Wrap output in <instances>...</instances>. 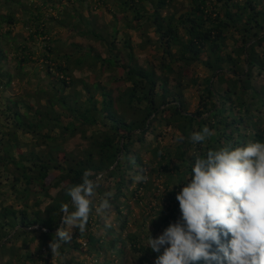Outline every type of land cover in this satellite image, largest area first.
I'll return each mask as SVG.
<instances>
[{"label":"trees","instance_id":"16d2710c","mask_svg":"<svg viewBox=\"0 0 264 264\" xmlns=\"http://www.w3.org/2000/svg\"><path fill=\"white\" fill-rule=\"evenodd\" d=\"M69 1L71 7L63 5L62 16L51 20L81 37L93 38L105 47L106 55H95L89 47L76 43L71 44L70 52L62 53L59 40H45V67L36 89L21 88L22 93L13 98H0V187L5 177L15 194L11 205L0 206V264H52L55 256L61 264H154L158 254L145 241L151 235L158 237L180 218L176 195L190 175L194 154L206 155L225 145L264 142V77L260 78L264 74V6L262 0H184L187 6L181 8L175 0ZM93 1L101 6L112 3L110 32L103 27L98 30L92 16L85 15L83 7L90 12ZM47 4L45 0L43 5ZM23 5L21 0H0L3 93L16 80L31 81L37 69L26 70L38 62L30 44L10 38L19 21L16 7ZM42 9L37 6L30 12L29 20L34 22L30 29L35 28L30 41L51 33ZM120 22L125 24L123 28L141 33L145 45L157 47L161 53L157 66L136 59L130 37L120 47L116 42ZM4 26L10 29L3 32ZM150 29L157 40L147 36ZM7 47L15 53L13 68L9 67ZM194 65H201L207 75L189 77L186 69ZM81 66L88 67L96 79L110 73L114 89L74 79ZM257 73L259 81H255ZM186 77L187 86L202 88L194 113L188 112L183 96ZM121 85L124 87L119 89ZM204 126L213 135L193 143L192 133ZM163 127L179 131L174 149L159 140ZM27 135L31 136L29 142ZM149 135H153L150 141ZM76 138L80 140L73 149L65 148ZM147 154L150 172L144 169ZM86 170L93 178L103 177L93 204L114 191L110 201L117 217L115 224L106 227L93 208L83 233L78 228L69 231L70 226L62 225L61 205H70L67 190L82 182ZM137 171L148 179L137 182L130 191L128 185L136 182L131 173L136 176ZM153 172L165 179L160 195L151 194ZM112 179L113 186L106 187V180ZM139 189L147 195L145 199L152 196L158 201L151 207L158 217H144L145 223L151 222L149 232L125 233L131 212L122 198L133 199ZM145 199L139 196L138 201ZM46 200L50 203L43 209ZM59 228L70 236L68 241L57 240ZM20 240L24 244L18 248ZM53 241L57 244L54 253Z\"/></svg>","mask_w":264,"mask_h":264},{"label":"clouds","instance_id":"9594fccd","mask_svg":"<svg viewBox=\"0 0 264 264\" xmlns=\"http://www.w3.org/2000/svg\"><path fill=\"white\" fill-rule=\"evenodd\" d=\"M212 135L204 126L192 133L191 140L200 144ZM102 179L86 170L82 182L67 190L70 205H61L62 225L83 233L93 208L98 214L111 210L110 192L93 204ZM147 179L143 174L134 177L137 182ZM176 199L180 218L158 237H150L148 248L158 254L154 264L201 260L206 264H264V142L194 154L190 175ZM103 218L110 227V218ZM56 237L64 242L70 239L61 228ZM50 247L54 253L56 242Z\"/></svg>","mask_w":264,"mask_h":264},{"label":"rangeland","instance_id":"374dc122","mask_svg":"<svg viewBox=\"0 0 264 264\" xmlns=\"http://www.w3.org/2000/svg\"><path fill=\"white\" fill-rule=\"evenodd\" d=\"M24 5L22 6H17L16 7V17L19 20L18 23L12 28L11 31V35L10 38L15 40L17 39L18 43L19 42H26L30 44V48L32 49L33 52H35V56L34 59H36L38 62H36L35 64H29L26 67L27 72L31 73L32 70L34 68L36 69V73L32 76V80L29 82H24L21 83L19 81H15L13 83V85L11 87L6 88V91H4V93L2 92L3 89L2 86L0 85V98L3 96L5 98H13L16 94L22 93V89L21 88H28L31 90H35L37 87V81H39V75H41L43 69H44V57L43 55L46 54L45 52V40H52V41H57L59 40V47L62 48V53L64 52H70L71 51V44L72 43H76V44H82L84 45L86 48H90L93 53L95 55H101L103 57H105L106 55V49L105 47L101 46L98 42L94 41L93 38H86V37H81L79 36L76 32H71L68 29H64L61 28L59 25H57L56 23H54L51 18L52 17H61L62 14H60L63 5L64 6H69L71 7L70 1L69 0H47L48 4L47 5H43V3L45 2V0H21ZM112 1V0H110ZM261 1V0H260ZM90 2V1H88ZM176 3V7H182L185 5V7L187 6V3L184 2V0H175ZM184 3V4H183ZM62 4V5H61ZM183 4V5H182ZM262 4L264 6V0H262ZM37 6H42L43 9L41 11L42 14V19L44 20V22H47V26L50 27L51 29V33L49 36L47 37H39L37 38L35 41H30L29 40V35L30 32L35 30L34 29H30V25L31 23L34 24V22L30 21L31 19V11H35V8ZM25 10V11H24ZM24 11V12H23ZM83 11L85 12L86 16H92V20L94 21V25L95 27L100 30L101 27L103 31H106V33L111 31V25L114 22V7L112 6L111 2H108L107 6H101V4H98L96 1H93V5H92V10L89 12L88 10L86 11V7L84 9L83 7ZM165 15V13H164ZM120 17V16H119ZM30 19V20H29ZM31 22V23H30ZM124 23L120 22L118 24V27L120 29V31L118 32V36H117V40L116 42L120 45L124 43V41L130 37V40L132 42L133 48H134V53H135V57L136 59L143 65H145L146 63H150V65L153 66H157V64L160 61V57H161V53L157 50L156 46H147L145 45V38L143 36H141V33L136 32L134 30H130L128 28H123L124 27ZM87 26H84V29H86ZM10 28H7V26L3 27V32L9 30ZM101 30V31H102ZM147 36H149V38L153 41L157 40L156 35L154 34V31L152 29H150L149 31H147ZM119 50H115V52H118ZM125 52L121 53L124 54ZM93 54V55H94ZM94 55V56H95ZM7 56L9 59V67L13 68V66L15 65V62L13 61V58L15 56V53L13 52L12 49H10V47H7ZM202 58H206V55L203 54ZM100 67V66H99ZM99 69V68H98ZM100 70V69H99ZM187 74L189 77L191 76H199L204 78L205 75H207V73H205L202 69L201 65H194L189 69H186ZM45 74V73H44ZM95 74L92 73L90 71V69L88 67L85 66H81L79 68H77L74 72V79L76 80H83L85 81L87 84L92 85L94 83L100 82L104 85H107L109 88H113L114 89V85H111L109 83V79L111 77L110 73H104L102 74L101 78L96 79ZM118 75H120L118 73ZM117 76V75H116ZM189 77H186L184 79V85L186 84V88L182 89L183 91V96L186 100L187 103V110L189 113H194L198 106H199V101H200V94L202 92V88L200 86L197 85H190L187 86V84L189 83ZM264 77V74L262 76H260V78ZM260 78H258V73L257 75H255V81H259ZM22 86H21V85ZM128 86V85H126ZM124 86H119V89H122ZM81 86L77 87V90H80ZM69 91V90H68ZM67 91V92H68ZM3 94V95H1ZM96 99H101L100 95H96ZM161 130V129H160ZM179 131H173L170 128L167 127H163L161 136L159 137V140L161 141L162 144L165 145H169L170 147H172L174 149V147L176 146V138L179 135ZM25 138H28L27 142H29L31 140V136L27 135L25 136ZM79 138H76L74 140H71L68 144L65 145V148L68 149H73L74 145L80 140H78ZM153 139V135H149L148 136V140H152ZM139 147V146H138ZM25 149H23V151H25ZM38 150V148H37ZM146 156V155H144ZM149 158V154H147V156L145 157V163L146 166L144 169H147L150 172V167L151 164L148 162ZM174 164H177V160L174 161ZM139 170V169H137ZM136 172V171H135ZM139 172V174H141V171H137ZM132 177H135L134 172L131 173ZM137 176V175H136ZM165 179L163 178V176L161 177L160 173H156L153 172V177H152V184H153V188L151 189V194L152 193H157V194H162L164 191V183ZM1 183L3 187H0V206H9L11 205L14 200H15V194H13L12 189L10 188V186L8 185L6 178L2 177L1 178ZM106 187H111L114 184V180H106L105 182ZM137 185V181L134 183H131L128 185V188L130 191L134 190L136 188ZM37 187V185L35 186ZM38 188H36L37 190ZM56 191H53V194H55ZM114 194V191H111V196ZM139 196H143V198H146V194L144 193V191L142 189H139L138 193L135 195V197L132 199L130 198L129 200L126 197L122 198V202H128L129 207H130V212L131 214L129 215V229L126 230L125 233H128L129 231H144V232H149L152 228L151 226V222H144V217L150 215V214H156L158 213L157 211H152L153 207H156L158 204V201L151 199L152 196H150L148 199H145L144 201H138ZM50 203L49 200H46L42 206V208L44 209L48 204ZM152 207V208H151ZM102 219L105 222V219L103 217H107L110 218V222L115 224V219L117 217V210L116 207H111V210L107 213H102ZM158 214H156L153 218L157 219ZM72 230V227H69V231ZM103 233V230L101 231ZM162 233V231H159V234ZM145 242L149 243V240H146ZM23 241L20 240L19 242L16 243V247L20 248L23 246ZM75 257L80 258L78 252H75L74 254ZM86 258V255L84 256ZM87 260L90 261L91 258L87 257ZM62 261L60 262L58 257L55 256V258L53 259L52 264H61ZM101 264V263H100Z\"/></svg>","mask_w":264,"mask_h":264}]
</instances>
